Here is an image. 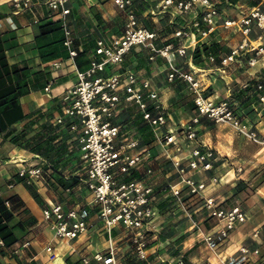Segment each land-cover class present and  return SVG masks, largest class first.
Wrapping results in <instances>:
<instances>
[{"label":"crops","instance_id":"1","mask_svg":"<svg viewBox=\"0 0 264 264\" xmlns=\"http://www.w3.org/2000/svg\"><path fill=\"white\" fill-rule=\"evenodd\" d=\"M11 1L0 0V158L6 163L0 167V199L16 197L20 206L6 221L14 243L8 251L0 252V264H51L45 252L48 244L65 264L66 258L70 261L87 259L88 264H99L93 260V255L104 250L106 234L96 215L89 220L85 235L65 242L53 237L49 226L42 221V210L52 202L69 200V194L50 176L53 170H63L65 179L77 177L79 182L84 179L76 174L81 166L75 143L80 130L78 120H73L78 125L75 129L68 119L63 125L55 124V118L62 114L60 99L75 85L77 70L87 68L92 61L104 60L102 55L95 53L99 40L107 45L118 42L127 24L126 13L109 0H73L67 23L73 38L72 49L78 55L71 59L63 45L61 28H50L45 35H40L41 26L58 22L56 16L46 19L42 0H33L29 9L19 13L14 11ZM159 1L133 0L132 6L138 24L155 34V47L184 46L185 55H174V64L194 75L204 97L228 101L239 118L264 137V101H260L264 96V62L250 67L248 61L253 53L246 51L223 68L220 59L239 44L241 35L218 25L213 33L202 38L203 9L199 4L190 12H182L176 8L162 10ZM258 2L215 0L222 21L237 18ZM178 31H187L190 35L179 39L175 37ZM249 41L255 45L261 43L257 40V30L251 32ZM208 54L215 56V62L208 61ZM149 56V50L134 47L121 64L107 66L105 72L98 75L124 74L132 70L141 80L149 81L157 90L167 114L164 132L178 130L197 116L194 94L182 80L167 81L169 70L165 58L155 56L150 60ZM13 67L23 71L16 76L12 73ZM47 87L49 89L45 91ZM113 122L120 127L121 140L124 136H133L139 142L138 149L147 147L150 150L155 171L147 183L161 188L176 182L164 149L154 142L135 105L122 102ZM197 136L195 145L211 148L215 161L212 170L196 173L194 178L209 181L216 177L219 182L211 186V191L219 197L223 207L240 204L247 214V221L213 253L202 242L195 227L198 225L203 232L215 231L213 220L206 217L200 203L186 196L187 212H184L172 198L160 193L156 202L158 214L154 219L156 233L148 234V261L151 264H221V260L236 254L243 246L251 252L247 264H264V146L238 135L229 125L217 124L205 116L200 117ZM187 150L183 148L182 157L186 156ZM73 158L78 164L66 174L67 163H72ZM46 164L49 167L62 165L57 170L55 167L45 169V175L52 183L46 187L25 185L15 175L18 165ZM242 183L251 189L244 198L239 195ZM10 184L12 188L8 187ZM114 236L120 264H138L127 233L118 228L114 230ZM26 242L29 245L23 247ZM15 248H19L20 253L12 256L10 250ZM253 251L258 253L253 254Z\"/></svg>","mask_w":264,"mask_h":264},{"label":"built area","instance_id":"2","mask_svg":"<svg viewBox=\"0 0 264 264\" xmlns=\"http://www.w3.org/2000/svg\"><path fill=\"white\" fill-rule=\"evenodd\" d=\"M46 8V19L56 16L63 33V45L68 49L69 58L74 59L78 53L73 46V38L67 23L70 5L73 0H42ZM118 9L126 13L127 24L122 36L115 44L107 45L104 41L97 42L96 55H102L101 62L92 61L89 66L76 71V83L61 97L62 114L55 118L56 125H63L65 120L72 121L73 128L79 125L75 143L81 162L76 174L84 178L80 180L77 190L83 186L87 198L80 203L52 202L42 210V221L49 226L53 237L65 242L79 239L88 231L89 220L96 215L101 221L106 234L104 250L96 252L93 260L99 264H120L119 250L113 232L121 228L130 237L134 245V254L138 264H151L148 261V234L156 233L154 219L158 214L156 202L160 193L172 198L175 205L182 211L186 210V196L200 203L206 217L213 220L215 231L203 232L195 225L201 234V240L206 247L216 253L222 242L228 240L231 234L247 221V214L240 204L223 207L218 196L211 191V186L219 180L212 177L208 180H196L194 174L205 173L213 169L215 161L211 148L195 145L198 142L197 125L200 117L205 116L217 124L229 125L238 135L252 143L264 146V137L243 122L228 101H215L202 95L199 82L194 75L185 72L174 64V55L184 56V46L156 48L153 40L155 34L138 24L132 11L133 0H109ZM33 0H12L14 11L19 13L31 7ZM199 4L202 7V22L200 31L202 38L208 37L218 25L224 29L236 30L242 37L239 44L231 52L220 59V65L225 68L244 52L251 51L253 56L248 61L250 67L264 62V0L239 14L235 19L220 18V11L215 0H160L159 8L166 10L176 8L177 11L190 12ZM222 21V23H220ZM38 21H35L37 23ZM197 26L198 24H194ZM257 30L255 45L249 41L252 31ZM189 32L178 31L175 37L187 38ZM142 47L150 52L149 59L161 56L167 60V81L182 80L186 82L194 94L193 103L197 116L184 123L178 130L166 129L167 114L159 100L157 90L152 88L147 80H141L130 70L124 74L98 75L105 72L107 66L121 64L126 54L134 47ZM209 62H215V56L208 54ZM55 66L58 64H54ZM261 88L260 86L257 87ZM49 87L45 88L48 91ZM264 101V96L260 97ZM135 105L154 142L164 149V156L170 163L175 183H167L161 188H155L147 183L153 176L154 168L152 154L147 147L138 149L139 142L133 137L124 136L120 139V127L114 124L120 104ZM78 120V125L73 121ZM187 154L181 156L183 148ZM137 149L136 152H130ZM6 163L0 158V167ZM47 165L16 166L17 172L25 185L46 187L50 179L45 175ZM239 171V170H238ZM138 174V175H137ZM13 185H9L12 188ZM65 192H69L66 189ZM8 206V201L5 200ZM29 242L22 246H28ZM5 240L0 236V252L8 251ZM45 252L53 260L57 255L50 244ZM19 248L11 249L10 254L16 256ZM257 254V251H253ZM251 252L246 247H240L236 254L226 256L221 264H247ZM88 264L87 259H81Z\"/></svg>","mask_w":264,"mask_h":264},{"label":"trees","instance_id":"3","mask_svg":"<svg viewBox=\"0 0 264 264\" xmlns=\"http://www.w3.org/2000/svg\"><path fill=\"white\" fill-rule=\"evenodd\" d=\"M50 28H52L54 30L60 29L59 22H48L44 26H41L40 27V35H45L47 32H49L51 30ZM20 71H23V69H19L17 67H13L12 68V73L14 75H16V76L19 75L18 73ZM19 77H22V76H19ZM144 126H146V125H144ZM145 128L148 129L147 126ZM148 131H149V129H148ZM146 133L147 134H150V132L149 133L146 132ZM51 167L53 168V166H51ZM51 167L48 168V169H51ZM62 171L63 170H61V171L60 170L59 171L53 170L52 173H51V175H52V177L56 176L53 180H55V182L57 184H59L60 187L64 191L66 189H69L68 194L70 195V198H71L72 203H80V202H83L84 201L83 196L84 195H87L86 189L84 187H82L80 189L81 192H77L75 190V188L79 184L78 178L77 177H71L69 179H65ZM242 185H243V188L239 192V195H241V196L243 194L249 193L248 186L245 185L244 183H242ZM73 196H75V198ZM73 198H74V200H73ZM6 201H8V206L5 205V200L0 199V236L5 240L7 246H12L13 243H14L12 241L13 240V233L11 232L10 228L8 227V225L6 224V221H8L9 219H11L12 214L20 206V201L16 197H10V198L6 199ZM113 235H114V232H113ZM66 264H82V262H81V260L70 261L68 258H66Z\"/></svg>","mask_w":264,"mask_h":264},{"label":"rangeland","instance_id":"4","mask_svg":"<svg viewBox=\"0 0 264 264\" xmlns=\"http://www.w3.org/2000/svg\"><path fill=\"white\" fill-rule=\"evenodd\" d=\"M145 134H147L146 132H144ZM74 159L75 158H73V162L72 163H67L68 165L66 166L67 167V172H66V174L68 173V171H70L69 172V174L71 173V171L72 170H74L75 168V166L78 164V163H74ZM53 164V163H52ZM59 166H62V165H60V164H55V165H53V167H55L56 169L59 167ZM74 168V169H73ZM52 169V168H51ZM50 169V170H51ZM155 171V170H154ZM51 172V171H50ZM51 174V173H50ZM138 175V174H137ZM51 177H52V175H50ZM56 176H54V177H52V179H54ZM152 177V176H151ZM150 177V178H151ZM54 182H55V180H53ZM50 183H51V180H50ZM52 184V183H51ZM83 186H81V188H82ZM249 188V187H248ZM251 189H249V191H250ZM77 192H81V190H76ZM83 191V190H82ZM68 193V192H67ZM246 194H248V193H246ZM246 194H243L241 197L242 198H244L245 196H246ZM74 198H75V196H73ZM88 196L87 195H84L83 196V199L85 200L86 198H87ZM67 198H69V200H66L65 202L66 203H71L72 201H71V198H70V195H68L67 196Z\"/></svg>","mask_w":264,"mask_h":264},{"label":"bare ground","instance_id":"5","mask_svg":"<svg viewBox=\"0 0 264 264\" xmlns=\"http://www.w3.org/2000/svg\"><path fill=\"white\" fill-rule=\"evenodd\" d=\"M51 264H65V262L60 255H57L53 260H51Z\"/></svg>","mask_w":264,"mask_h":264}]
</instances>
